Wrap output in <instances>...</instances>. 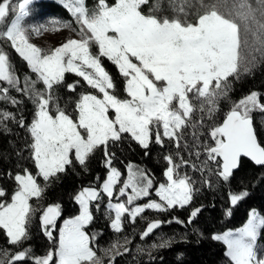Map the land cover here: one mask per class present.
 Returning a JSON list of instances; mask_svg holds the SVG:
<instances>
[{"label": "snow or ice", "instance_id": "6c2138e0", "mask_svg": "<svg viewBox=\"0 0 264 264\" xmlns=\"http://www.w3.org/2000/svg\"><path fill=\"white\" fill-rule=\"evenodd\" d=\"M32 2L20 0L16 5L12 0L0 2V24L10 11L16 13L10 25L0 30V41L8 42L35 74L36 79L25 75L24 87L18 90L31 93L37 105L29 127L37 172L25 169L23 174H16L17 189L11 202H0V229L4 230L8 243L20 245L29 237L28 225L34 211L30 200L40 198L45 191L38 178L44 182L58 179V174L65 173L74 162L86 169L89 157L101 146L109 174L100 190L87 187L75 196L80 213L64 221L55 252L32 256L31 250L25 249L12 255L7 264L28 259L34 264H104L92 246L94 237L85 231L94 219L93 202H97L99 210L101 192L109 198L105 211L114 213L111 229L122 232L125 214L135 223L147 210L183 208L192 201L195 191L190 178L179 176V165L168 155L167 183L160 184L155 192L159 202L127 206L150 196L153 188V179L146 172L129 165L127 180L117 196H126L127 201L112 203L121 172L112 167L114 153L108 151L110 142L115 144L128 134L144 149L151 143L163 147L166 139L179 148L184 130L195 127L190 125L193 113L203 112L205 106L209 115L215 112L219 101L228 96L229 78L238 79L241 71H248L249 64L255 62V56L249 59V49L260 52L264 59V0H198V4L188 5L192 18L189 10L184 5L177 6L175 0H170V5L178 14L172 17L145 14L142 6L149 5V0H115L112 5L108 0H97L91 11L86 0H63L79 25V38L67 39L51 51L30 42L29 36V32L39 35L49 28L27 29L23 25ZM149 11H160V0H155ZM93 44L98 48L96 53L92 51ZM102 57L118 68L128 98L121 99L115 94L116 83L103 66ZM66 73L81 77L102 94V98L82 94L75 106V117L55 102V88L64 82ZM0 82L11 87L20 84L10 56L2 47ZM38 83L43 89L37 88ZM79 83L67 85L68 90L74 92ZM0 93L6 96L8 88H0ZM262 98L261 93L253 91L234 103L223 123L210 133L215 143L207 147V159L216 163L217 175L224 181L230 180L242 157L264 166V145L257 139L252 117L253 112L264 113ZM12 103L16 101L13 99ZM2 115L4 119L14 118L8 113ZM4 196L5 191L0 189V198ZM247 196V191L233 193L230 204L235 206ZM199 213L200 209L193 210L187 222L191 224ZM228 214L231 215V210ZM60 215L59 204L48 206L42 214L41 225L49 240L53 239ZM159 227V221L149 223L141 238ZM262 231L264 215L252 210L244 227L211 238L226 245L225 255L230 264H264V250L258 245ZM160 246L166 247L168 242ZM0 264L5 261L0 260Z\"/></svg>", "mask_w": 264, "mask_h": 264}, {"label": "trees", "instance_id": "16d2710c", "mask_svg": "<svg viewBox=\"0 0 264 264\" xmlns=\"http://www.w3.org/2000/svg\"><path fill=\"white\" fill-rule=\"evenodd\" d=\"M169 1L160 0V8L163 10L166 8L167 13L164 16L172 17L175 14ZM94 3L96 4L97 0H87L86 5L90 7ZM108 3L114 4L115 0H108ZM154 3L155 0H149V5L142 6V11L150 14L149 7ZM37 5L44 14L63 19L71 18L68 9L57 2L42 1ZM186 9L189 10V18H192V10L188 9V6ZM103 62L105 65L108 64L106 59ZM112 76L122 87L121 75L112 70ZM229 80L231 88L228 96L220 101V111L214 114L212 121L205 119L206 113L200 115L196 113L194 117L198 118L197 124L194 120L195 127L189 126L184 130L179 148L166 139L163 147L151 143L148 149H144L128 134H124V138L115 144L110 142L108 151L114 153L112 166L121 172L122 180L127 176L128 166L135 165L153 179L157 188L165 180L164 173L168 167L165 156L172 155L179 165L178 173L189 177L195 189L192 201L183 208L175 207L164 212L147 210L137 217L135 223L130 222L129 217L125 216L122 232H114L111 229L110 223L114 214L105 211L107 200L104 194H101L99 210L96 209L97 202H94L92 204L94 219L86 228L89 235L94 237L92 241L94 250L100 255L101 245L108 246L116 240L125 242L128 239L132 242L131 250H122L110 264H230L225 255V245L211 237L216 233L242 226L251 209H257L264 215V166H258L248 159H241L240 166L234 170L230 180L224 181L217 175L216 163L207 159V147L214 146L210 133L214 127L223 123L226 113L231 110L233 104L253 91L261 93L264 97V59L256 56V63L251 69L242 71L238 79L230 77ZM77 81L80 83L76 90L69 91L67 85ZM91 92L92 90L81 82L80 77L68 73L64 82L55 88V102L67 113L76 116L75 106L79 97L83 93ZM19 101V104L9 106V111L14 116L13 120L9 119L0 125V189L5 191V196L1 198L5 202L11 200V195L17 189L14 179L16 174L23 173L25 169L33 174L37 172L32 159L30 147L32 137L29 132L35 107L27 99L22 98ZM204 120L207 127L201 122ZM21 121L24 126H21ZM212 122L219 123L215 125ZM253 125L258 141L264 145L259 125L254 120ZM105 160L101 146L89 157L86 169L74 162L65 173L58 174V179L50 180L42 196L31 201L35 213L28 225V239L20 245H11L4 231L0 230V248L9 251L11 256L25 249H30L32 256L45 255L51 249L52 242L41 230V211L48 206L59 204L63 217L75 215L78 211L75 196L84 187L98 186L105 179L108 173ZM38 179L42 183V179ZM241 191H247L248 196L232 206L230 195ZM197 208L200 209V213L189 224L187 221L190 214ZM229 210L231 215L228 214ZM153 221H161L160 227L142 239L146 227ZM258 241L264 246V231ZM165 242H168V246L161 247L160 245ZM126 249H129V246ZM16 264H34V261L28 259Z\"/></svg>", "mask_w": 264, "mask_h": 264}, {"label": "rangeland", "instance_id": "374dc122", "mask_svg": "<svg viewBox=\"0 0 264 264\" xmlns=\"http://www.w3.org/2000/svg\"><path fill=\"white\" fill-rule=\"evenodd\" d=\"M42 1H53V2H57V3H59V4H61V5H63L65 7V4H64L63 0H33L32 4L29 5V14L23 20L24 27L27 28V29H33V28H37V27H40V26H44V27L49 28L50 30L49 31H41L39 35H37V34H35L33 32H29L30 42H32L35 45L41 47L45 51H51L55 47L60 46L63 42H66L67 39H72V38H77L78 39L79 36L77 35V33L79 31V25H77L75 23V19L71 15V13L69 12L70 15H71V18L70 19H63V18H60L58 16H53V15H49V14H46V13L44 14V12H41V10L39 9V7L37 5L38 3L42 2ZM19 2H20V0H12L13 5L18 4ZM86 2H87V0H86ZM190 2H192L191 4H193V5L198 4V0H175V3H176L177 6L184 5L185 8L189 5ZM205 2H207V0H205ZM96 4L94 3L90 7H88L87 5L86 6L91 11L92 9H94L96 7ZM169 4H170V1H169ZM109 5H112V4H109ZM166 11H167L166 8L163 10L162 7H161L160 8V11L154 12V13L151 12L150 14L158 15V16H164L165 13H167ZM173 14L176 15L178 13H175L173 11ZM15 15H16V13L10 11L9 14H8V16L5 18L4 23L3 24H0V30H4L7 26H9L10 23H11V21L13 19H15ZM57 28L59 30H56ZM249 39H250V42H251V37H249ZM0 47H2L5 51H7L8 55L10 56V62L13 65L14 74L20 78V84L18 85V87H11V86L7 85L4 82H0V88H2V87L8 88V93H7L6 96L3 93H0V125H2V124H5L9 120V119H4L2 114L3 113H8V114L11 115V117H14L13 114L9 111V106H15V105L19 104L20 103L19 100H21L22 98L29 100L34 105L35 112L37 111V105H36V102L33 99L31 93H29L27 91H20V90H18V88H23L24 87V76L25 75L29 76L31 79H36L35 74L34 73H31V71L28 68L26 62L23 61L22 58H20L19 55L15 53V51L10 47V44L8 42H6V41H0ZM92 51L94 53H96L98 51L97 46L94 45V44L92 45ZM249 51L251 52V55L249 56V59L250 60H251L252 56L261 57L260 56V52H258V51L252 52L251 49H249ZM13 56L15 57V59H14ZM104 59L107 60V58L102 57L101 58L102 64L105 67V69L110 73V75H112V70H116L118 72V68L112 62H110V61L107 60L106 63H108V64L105 65L104 62H103ZM255 63H256V60H255V62L253 64H249L248 68L251 69L252 66ZM18 70H20V71H18ZM67 74L68 73L65 74V78H66V75ZM70 74H73V73H70ZM73 75H75V74H73ZM122 79H123V86L122 87L120 86V83L119 82H115L114 81L116 83V91H115V94L119 98L124 99V98H128V97H127L126 92L124 91V87H125L124 78L122 77ZM81 82H83V84H85L87 87H89L86 84V82H84L82 80V78H81ZM37 88L43 89V85L40 84V83H38L37 84ZM89 88L92 90V92L91 93H83V94H94V95H97L98 97H101L102 98V94L99 93L96 89H92L91 87H89ZM13 99L16 101V103H12V100ZM220 101H219L217 110L215 112H213L211 115H209V113L207 111V106H205V110L203 112H201L199 110H197L198 112L195 111L193 113V116H192V120L190 122V125H195V121H196V124H197V120L196 119H198V118L194 117V115L196 113H199V115L201 113H206L205 119H211L210 121H212L214 119V114H216L218 111H220ZM193 103L199 105L200 102L194 100ZM262 103H264V98L262 99ZM51 107H52V111L54 112L55 111V106L53 105ZM112 115H113V113L110 111L109 112V116L111 117ZM73 117H75V116H73ZM252 117H253L254 122H256V124L259 125V127H260L259 128L260 129V133H261L262 138L264 140V113H261L259 111L253 112L252 113ZM34 118H35V115H34ZM34 118H33V120H34ZM11 119L13 120V118H11ZM201 122L205 126V123H206L205 120L204 121H201ZM212 123H215V122H212ZM218 123H215V125H217ZM205 127H207V126H205ZM192 128H194V127H192ZM211 140H212V138H211ZM212 143L214 144V141L213 140H212ZM168 167H169V165H168ZM36 171H37V169H36ZM21 174H23V173H21ZM108 174H109V169H108V173H107L105 179L98 186H88V187H91V188H95L97 190H100L102 188V184L106 181ZM178 174L181 177L184 176V175H182L180 173H178ZM164 175H165V173H164ZM121 177H122V174H121ZM121 177H120V183H118L116 185L117 193L113 196L112 203H117V202H124V203H126V201H127V197L126 196H124V197H118L117 198L119 188L122 187V184L124 182H126V180H127V176L123 180L121 179ZM38 183H40L39 182V179H38ZM162 183H167L166 176H165V180ZM162 183H160V184H162ZM40 184L43 187L46 188L48 182H44L42 180V183H40ZM159 185L157 186V188H155L154 181H153V188H152V190H150L151 191L150 196L144 197L142 199H138L137 201L134 202L133 205H127V206L130 207V208H132V207H135V206L144 205V204H146V203H148L150 201H157V202H159V197H157L155 195V192L158 190ZM84 188H87V187H84ZM128 193L131 194V189L128 190ZM101 194H103V193L101 192ZM103 196H104V198H106L107 204H108L109 198L106 195H103ZM33 199H36V198H33ZM31 201L32 200H30V204L32 205ZM0 202H5V201L0 198ZM10 202H11V200L9 201V203ZM75 203L77 204V207H78V211L75 213V215L63 217L62 216V212H61L60 217L57 219V221H56V230L53 231V234H52L53 235V239L50 240L52 242V244H51L52 247H51V249L49 251L55 252L57 250V248H58V240H59V232H60V230L63 227L64 221L65 220H68V219H72L75 216L79 215V213H80V207H79L78 203L76 202V200H75ZM32 208H33L34 211L32 213L31 221H32V218H33L34 213H35V209H34L33 206H32ZM46 208H44L41 211V213H40V222H41L42 214H43V212H44V210ZM252 210H256L259 214H261L257 209H251L249 211L247 220L249 219L250 213L252 212ZM156 212H159V211H156ZM125 216H127V214H125ZM138 217H140V216H138ZM113 218H114V216H113ZM247 220L245 221V223L242 226H240L238 228L229 229V230H226L224 232H220V233H216V234H223V233L228 232V231H237L240 228L244 227V225L247 223ZM0 230H3V229H0ZM41 230L43 231L42 225H41ZM85 231H87V230L85 229ZM43 233H44V231H43ZM258 245H259V247H260L261 250H264V246L262 244H260L259 241H258ZM92 246H93V244H92ZM128 246H129V249H126ZM131 246H132V242H130L128 239L125 242H121V241L116 240V241H114L112 244H110L108 246L101 245L100 246V255L99 254H97V255L102 258L104 264H110L112 262V260L115 258V256H117L122 250H125V251L131 250L130 249ZM225 247H226V245H225ZM5 252L7 253V255H5ZM45 255H46V253H45ZM10 258H11V254H10L9 251L3 250V249L0 250V260H4L5 261V264H7V261Z\"/></svg>", "mask_w": 264, "mask_h": 264}, {"label": "water", "instance_id": "95a60500", "mask_svg": "<svg viewBox=\"0 0 264 264\" xmlns=\"http://www.w3.org/2000/svg\"><path fill=\"white\" fill-rule=\"evenodd\" d=\"M253 126H254V125H253ZM257 139H258V138H257ZM241 159H248V160H250L249 158H246V157H242ZM250 161H251V160H250ZM251 162H252V161H251ZM253 163H254V162H253ZM254 164H255V163H254ZM258 166H260V165H258ZM153 222H154V221H153ZM159 222H160V225H161V221H159ZM155 230H156V229H155ZM155 230H154V231H155ZM154 231H153V232H154Z\"/></svg>", "mask_w": 264, "mask_h": 264}]
</instances>
